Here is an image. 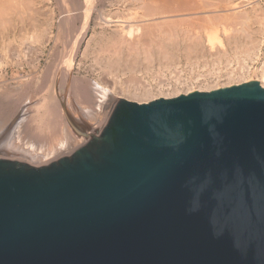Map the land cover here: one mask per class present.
I'll return each mask as SVG.
<instances>
[{"label": "water", "instance_id": "1", "mask_svg": "<svg viewBox=\"0 0 264 264\" xmlns=\"http://www.w3.org/2000/svg\"><path fill=\"white\" fill-rule=\"evenodd\" d=\"M0 264H264V86L119 98L70 156L0 157Z\"/></svg>", "mask_w": 264, "mask_h": 264}, {"label": "rangeland", "instance_id": "2", "mask_svg": "<svg viewBox=\"0 0 264 264\" xmlns=\"http://www.w3.org/2000/svg\"><path fill=\"white\" fill-rule=\"evenodd\" d=\"M51 1V2H50ZM60 1V2H59ZM62 0H45V2L43 3V5L45 4V6H42V8L41 7H39V8H41L42 9V12H40L41 11V9H39V11H38V9L37 10H32V14H29L28 16H27V14L26 15H24V17L25 18H22L21 17V15H19V14H17V16L19 15L21 18H20V20H17L19 17H16V19H15V15L14 16H12L13 17V19H11V21H12V24H11V21L9 22V25H7L8 27L7 28H5L4 30H1L0 29V61H1V63H0V84L2 85H0L1 87H0V90H2V88H3V90L5 89H8L9 88V90H10V86H12L14 83H13V78H15V76L16 75H18V76H21V78L22 79H26L25 81H26V83H28V86H26L27 87V89H26V87H25V91L26 92H24V93H26V94H24L25 96L26 95H28V96H26V97H28V99L31 101V106H33V105H35V106H37L38 104H39V102L41 101V99L42 98H44V97H47V98H49V99H51L52 97H55L54 95H58V96H61L63 99H64V101H65V105H66V107H67V110H68V112H69V114L72 116V117H74L75 119H77V121L79 122V123H77L76 125H82L81 123H80V121L81 122H83V123H85V124H87V127H84L85 128V130H89V128H90V130H92L91 129V127L92 128H94L95 127V129L96 128H101L106 122V120H107V118H108V116H109V114H110V112L112 111V109H113V107H114V105H115V103L117 102V100L119 99V98H126V96L127 97H129V98H131L132 100H134V101H137V102H146V101H149V100H151V99H154V98H157V97H171V96H175V95H177V94H179V93H185L186 91H188V90H211V89H214L215 87H221V86H227V85H230L231 83L232 84H235V83H241V82H245V81H249V80H255V78H257V76H255L256 75V73H257V71H259L260 70V68H264V28H261V29H263V30H261V32L259 33H257L258 35H257V37H258V39H260L259 41H258V43H257V50H256V53H253V55L251 54L250 56H249V58H248V56L247 57H245V56H242V55H239V53H236V55L234 54V53H231V51L230 50H228L229 52H228V54L229 55H231V56H229L230 58H229V60H228V58L227 59H224L225 60V62L223 63V59H221L220 61H217L218 59H216L214 56V54H215V52L216 51H214V54L213 55H211L212 54V47H211V50L209 49V47L208 46H206L205 44H207V41L205 40V34H206V30L207 29H210L209 27H211V28H213L214 26V28H218L217 30H219V32H221L220 30V26L221 25H225L224 23H221L220 24V20L221 21H223L224 19L226 20V17H222V19H216V16H213V15H217V17L219 18V17H221V16H223L222 15V13L221 14H217V13H213L214 11H217V10H219V6H217V5H220V7L221 6H223L224 4H221V3H225V1L226 0H224V1H222L221 3H220V0H217V1H219V3L217 2H215L216 3V10H214V11H212L213 10V6L212 7H208L207 9H206V7H204V10H203V7H200V8H195L194 10H192V11H189L188 12V10H187V12H188V14H189V16L191 17V18H189L188 16H186L185 18L186 19H184V20H178V19H180V18H174V20H177L178 22H176L177 24H178V27L179 26H181L182 28H184L185 30H183V29H181V27H179V29H181L182 30V32L180 33L179 32V34H181V37H182V35L183 36H187V39H186V37H180L181 38V40H184V41H182V44L184 43V44H187V43H189V42H191V40H193V39H190V38H192L193 37V35L194 36H197V37H194V39H199V40H201L202 39V36H203V40H201V44L202 45H204L205 47H207V48H204V50L202 49V51L200 52H197L196 54L195 53H192L191 55H185V53H184V49L182 50L183 51V53L184 54H180L179 55V52L180 53H182L180 50L181 49H179L178 51H176V54L174 55V57H175V59L177 60H174V61H172V62H174V63H172V62H170V63H168V64H166V66L164 65V61L166 60V59H163V60H160V61H163L162 62V65H161V63H160V61L158 60V56H157V53H154V55L152 56L153 58H152V60L150 59V61H149V64H151V66H147L148 68H150V69H148L147 67H146V65H139L141 68L140 69H137V71L135 70V72L134 73H136L137 72V74L135 75V74H133V76H136V77H133L130 73L128 74V72L127 73H123V72H125L124 70L122 71V69L120 70V69H118V70H112V71H109L108 70V67L106 68L105 67V65L103 64V62L102 61H100V59H98V58H95V55H93V53L91 52V49L92 48H90V47H86L87 46V40L91 37V36H96V33L95 32H97V38L98 37H102V36H106L107 34H108V32H109V34L111 33V26H108V27H105V26H101V28L102 29H100V26H97V25H99V24H97L96 22H97V16H98V14H97V12L98 13H100L101 12V10L102 11H105V8H106V10H108V9H110V8H112V12L114 11V10H118L117 12H115L117 15H120V17L119 18H121V17H123V18H128V16L130 15L129 14V12H130V10H131V8L132 7H126L125 5H126V3L125 4H123V2H120V3H118V5H116V4H114V5H112V4H110V2H108V1H110V0H103V2H102V0H96V1H94L93 3H92V10L94 9V12H92V10H91V13H90V15H89V17H88V27H86V29H88V30H84V28H82L83 26H84V21L83 20H79V19H82V16H80V15H78L79 13H80V11H83V10H85V6L82 4V1L83 0H78V3H74L75 2V0L73 1V0H66L65 2H66V5H65V3L64 2H61ZM64 1V0H63ZM68 1V2H67ZM100 1L102 2V6H101V4H100ZM118 1V0H117ZM235 1V0H234ZM238 1H240V0H238ZM243 1V0H242ZM245 1V0H244ZM244 1H243V3H244ZM249 2H247V0L245 1L246 3H247V5L246 4H244V5H242V6H244L243 8H242V6H240V4H239V10H246L247 9V11L248 10H251L253 7H255V5H257V3L259 4L258 5V7H260V5H261V7L258 9L257 8V6L255 7L257 10H262L263 9V12H264V0H248ZM252 1V2H251ZM97 2H99V3H97ZM125 2V1H124ZM46 3H48V6H47V4ZM57 3L58 4H63V5H65L69 10H70V13H71V11H73L74 10V12L73 13H71V14H74V15H78L77 17H78V20H76V16H74V17H72L71 18V22L70 23H67V25L65 24V26L67 27H65V30L66 31H64L63 32V29L64 28H62V26L64 25V24H62L63 22H61V23H56L57 21H60V15H61V11H62V9H61V6L60 5H57ZM240 3V2H239ZM76 4V5H75ZM79 4V5H78ZM96 4V5H95ZM98 4V5H97ZM123 4V5H122ZM242 4V3H241ZM250 4H253L254 6H251L250 5V8L251 9H249V5ZM105 5V6H104ZM47 6V8H48V11L50 12H52L51 14L53 15V16H51V14L50 13H48V11H46L47 10V8H45ZM60 6V7H59ZM78 6V7H77ZM96 7V9H95V7ZM114 6V7H113ZM117 6V7H116ZM122 6H124V7H122ZM130 6V5H129ZM44 7V8H43ZM53 7V8H52ZM100 7V8H99ZM110 7V8H109ZM122 7V8H121ZM246 7V8H245ZM60 8V9H59ZM77 8V9H76ZM97 8H98V10L100 11H97ZM104 8V9H103ZM113 8H114V10H113ZM212 8V9H211ZM35 9V8H34ZM101 9V10H100ZM191 9V8H190ZM189 9V10H190ZM193 9V8H192ZM197 9V10H196ZM211 9V10H210ZM44 10V11H43ZM80 10V11H79ZM96 10V11H95ZM120 10H123V11H120ZM125 10V11H124ZM208 10H210V11H212V15H211V12L210 11H208L209 12V14L210 15H206V17H205V15L204 14H206V12ZM257 10H255V12L257 13ZM36 11V12H35ZM132 11V10H131ZM197 11L199 12V14H201L200 13V11L202 12V14L204 15L203 16V18L202 17H200L201 15H196L195 16V13L197 14ZM204 11V12H203ZM242 11V12H243ZM40 12V13H39ZM79 12V13H78ZM96 12V13H95ZM120 12V14H118ZM207 12V13H208ZM241 12V13H242ZM262 11H260L259 13H257V14H259L258 16H262V17H259L260 18V20H262V19H264L263 17H264V15H260V13H261ZM38 13V14H37ZM42 13V14H41ZM60 13V14H59ZM77 13V14H76ZM114 13V12H113ZM114 13V14H115ZM36 14V15H35ZM48 14H50V15H48ZM96 14V15H95ZM115 14V15H116ZM191 14V15H190ZM194 14V16L195 17H197V19L195 20V19H193L194 18V16H192ZM264 14V13H263ZM34 16V17H32V16ZM40 15V16H39ZM44 15V16H43ZM126 15H128V16H126ZM27 16V17H26ZM43 16V17H42ZM131 16V15H130ZM129 16V17H130ZM215 17V18H213V17ZM43 18V22L41 21L40 22V25L38 24L37 26L35 25V24H37V22H39L40 20H39V18ZM51 17H52V19H51ZM79 17H81V18H79ZM187 17L189 18V19H187ZM193 17V18H192ZM210 17H212L210 20L208 19V18H210ZM26 18H27V20H26ZM31 19V18H33V19H31L30 20V25L29 26H32L31 27V29H29L28 27V24H29V20L28 19ZM35 18V19H34ZM42 18H41V20H42ZM48 18V19H47ZM49 18L51 19V20H49ZM58 18V19H57ZM93 18H96L95 20L93 19ZM262 18V19H261ZM37 19H38V21H37ZM54 19V20H53ZM134 19H137L136 17L134 18ZM190 19H192V20H190ZM13 20H14V23L15 24H13ZM49 20V21H48ZM62 20V19H61ZM73 20V21H72ZM94 20V21H93ZM187 20V21H186ZM191 22V24H190V26L188 25V23H190L189 21ZM207 20H209V21H207ZM217 20V21H216ZM36 21V22H35ZM47 21V22H46ZM51 21H52V25H50V26H48L49 27V29L51 30H47V31H49L50 33H52V34H48V32L47 33H44L43 35H42V39H39V40H37V41H39V43L37 42H35V40H34V38H33V40H32V35H33V33L34 32H36L38 29V31L40 32V31H42V29H44L43 28V26H46V24H45V22L46 23H51ZM263 21L264 20H262V23H259L260 25H261V27H264V23H263ZM18 22V23H17ZM22 22H24L23 23V26H22ZM31 22H35V24L34 25H32L33 23H31ZM73 22V23H72ZM80 22V23H79ZM183 22V23H182ZM187 24H186V23ZM214 22V23H213ZM261 22V21H260ZM54 23H56L55 25H53ZM83 24V26H82V24ZM133 23V22H132ZM185 23V24H184ZM198 23H200V24H198ZM22 26H20V25ZM26 24H27V26H26ZM60 24L62 25L61 27H60ZM72 25V26H69V25ZM74 24H75V26H74ZM77 24H80V25H77ZM93 24L95 25L96 24V26H97V28H96V26L94 27L93 26ZM181 24V25H180ZM217 24V25H216ZM11 25V26H10ZM13 25V26H12ZM57 25V26H56ZM59 25V26H58ZM76 25H77V27H76ZM90 25H91V27H90ZM188 25V26H187ZM201 26V28H200V26ZM220 25V26H219ZM17 26V27H16ZM19 26V27H18ZM26 26V27H25ZM33 26H34V28H37L36 30L35 29H33ZM36 26V27H35ZM38 26H39V28H38ZM52 26V28H50ZM195 26H197L196 28H194ZM213 26V27H212ZM222 26V27H223ZM232 26H235V28L234 27H232ZM255 26V28L257 27V26H259V25H257V24H255L254 25ZM59 27H60V29H59ZM71 29H70V28ZM76 27V28H75ZM80 27V28H79ZM99 27V28H98ZM113 27V26H112ZM194 28V30H193V28ZM232 27V28H231ZM236 27H238L237 25H231L230 26V28H229V31L231 32V31H234L235 29H236ZM12 28V30L10 31V29ZM14 28V29H13ZM26 28V29H25ZM75 28V29H74ZM77 28H78V31H76L77 30ZM94 28V29H93ZM96 28V29H95ZM189 30H188V29ZM258 28V27H257ZM6 29H9V30H6ZM17 29V30H16ZM22 29H24L25 31L22 33ZM29 29V30H28ZM57 29V30H56ZM80 29H82V32H79L80 31ZM100 29V30H99ZM105 29V30H104ZM196 29V30H195ZM198 29V30H197ZM204 29V30H203ZM18 30H20V34L19 33H17L16 34V31L18 32ZM27 30V31H26ZM31 30H33V32L31 31ZM72 30H75V32L76 33H80V34H82V40H81V36L80 35H78L77 34V36H76V34H74L75 32L74 31H72ZM95 30V31H94ZM104 30V31H103ZM180 30V31H181ZM4 31H8V35L4 32ZM12 31H13V33H12ZM71 31V32H70ZM98 31H99V33H98ZM103 31V32H102ZM187 32V34H189V35H187L186 34V32ZM196 33H195V32ZM262 31H263V33H262ZM27 32H28V35H27ZM32 32V33H31ZM56 32H58V33H56ZM61 32V33H60ZM68 32H69V34H70V36H68L69 34H68ZM73 32V33H72ZM140 32L142 33V31H141V29H140V31L138 32H135V34H133L134 35V38L135 37H138L136 34H140ZM185 32V33H184ZM11 33V34H10ZM14 33H15V35H14ZM25 33V34H24ZM31 33V34H30ZM65 33V34H64ZM100 33H102V35L100 34ZM4 34H6V35H4ZM19 34V35H18ZM48 34V35H47ZM83 34H85V35H83ZM90 34H92V35H90ZM108 34V35H109ZM138 34V35H139ZM156 34V33H155ZM186 34V35H185ZM191 34H193V35H191ZM201 34V35H200ZM221 34V38H224L223 37V35H222V33H220ZM18 35V36H17ZM22 35H25V36H27L26 38H24V39H21L22 37H24V36H22ZM30 35V36H29ZM48 37L47 38V40H44L45 39V37L46 36ZM54 35V36H53ZM55 35H57V36H55ZM90 36L89 38H87L88 36ZM142 35V34H141ZM140 35V36H141ZM190 35L192 36V37H190ZM261 35V36H260ZM263 35V36H262ZM20 36H22V37H20ZM50 36V37H49ZM67 36V37H66ZM75 36V37H74ZM13 37V38H12ZM29 37H31V40H29L30 38ZM56 37V38H55ZM60 37V38H59ZM68 37H69V39H68ZM73 37H74V40H75V38L76 37H78L79 38V43L80 44H78V42H76L75 44H78L77 46H78V48H77V51L74 49L75 48V46H72L71 44H72V42H74V40H73ZM133 36L131 35V37H127V39L128 40H132L133 38H132ZM151 37H153V36H151ZM154 37H156V36H154ZM3 38V39H2ZM7 38V39H6ZM11 38V39H10ZM50 38V39H49ZM61 38L62 39H64V40H62V43H64L63 44V46L61 47ZM67 40H66V39ZM130 38H132V39H130ZM58 39V40H57ZM70 39H71V41H70ZM137 39V38H136ZM188 39L190 40V41H188ZM19 40V41H18ZM21 40H23V41H21ZM135 40V39H134ZM186 40H187V42H186ZM198 40V42L200 43V41ZM40 41H42V42H40ZM60 41V42H59ZM64 41V42H63ZM82 41V42H81ZM85 41V42H84ZM5 42V43H4ZM65 42H68V43H66V46H65ZM203 42H205V44L203 43ZM11 43V44H10ZM32 43V44H31ZM34 43V44H33ZM198 43V44H199ZM16 44V45H15ZM27 44H29V46L27 45ZM68 44V45H67ZM201 44H199L200 45V47H202L201 46ZM35 45H36V47H35ZM42 45V46H41ZM86 45V46H85ZM260 45V46H259ZM7 46V47H6ZM21 46V47H20ZM27 46V47H26ZM65 46V47H64ZM259 46V47H258ZM65 49H64V48ZM67 47H68V49H67ZM71 47H72V49H74V53H72L71 54V52L70 51H73V50H71ZM85 47H86V49L87 50H85L84 51V49H85ZM216 47V46H215ZM214 47V49L213 50H217V48H215ZM7 48V49H6ZM53 48V49H52ZM63 48V49H62ZM70 48V49H69ZM80 48V49H79ZM82 48V49H81ZM90 48V49H89ZM5 49V50H4ZM201 49H199V50H201ZM208 49V50H207ZM39 50V51H38ZM59 50H62L63 52L64 51H66L65 52V54H64V56L66 57V55H67V57L69 56L67 53H69L70 52V58L72 59L71 61H72V70H73V72H72V74L75 76V82H76V84L75 85H73L74 87H75V89H77V90H75L74 91V87H72L73 89H71L70 87H68V88H66L65 89V85L61 82L62 80H61V78L59 79V76H61L60 74V67H61V65H62V63L67 59V57H66V59L65 58H63L64 56H61L62 54H60V53H62V51H59ZM83 50V52L82 53H80L81 51ZM90 50V52H88ZM206 50V51H205ZM6 51V52H5ZM51 51V52H50ZM55 51H57V52H55ZM42 52V53H41ZM178 52V53H177ZM209 54H208V53ZM18 53V54H17ZM76 53V54H75ZM80 53V54H79ZM207 53V54H206ZM13 54V55H12ZM15 54H16V56H15ZM35 54V55H34ZM53 54V55H52ZM82 54V55H81ZM199 54V55H198ZM200 54L202 55L201 57H199L200 56ZM206 54V55H205ZM238 54V55H237ZM256 54V55H255ZM17 55L20 57V58H18L17 57ZM71 55H73V56H71ZM84 55V56H83ZM181 55H183V56H181ZM193 55H198V56H193ZM203 55H205V56H203ZM236 56V57H234V56ZM185 56H187V57H185ZM238 56H240V57H238ZM5 57V58H4ZM15 57H17V58H15ZM80 59H79V58ZM188 57L190 58V59H188ZM198 58L199 57V59H196V58ZM204 57V58H203ZM214 59H216V60H212L213 58ZM243 57V58H242ZM14 58V59H13ZM69 58V57H68ZM151 58V57H150ZM157 58V59H156ZM236 58V59H235ZM246 58V59H245ZM3 59V60H2ZM19 62H17L16 60ZM59 59V60H58ZM160 59V58H159ZM179 59V60H178ZM5 60V61H4ZM64 60V61H63ZM93 60H95V61H93ZM96 60H97V62H96ZM154 60V61H153ZM156 60V61H155ZM157 60H158V62H157ZM190 60V61H189ZM202 60V61H201ZM51 61H54V62H51ZM100 61V62H99ZM152 61V63H150ZM168 61V60H167ZM207 61V62H206ZM227 61H229V63L227 62ZM232 61V62H231ZM61 62V63H60ZM179 62V63H178ZM215 62V63H214ZM219 62V63H218ZM3 63V64H2ZM51 63V64H50ZM99 65H98V64ZM165 63H167L166 61H165ZM192 63V64H191ZM226 63H228V64H226ZM36 64V65H35ZM158 66H157V65ZM3 65V66H2ZM47 65H49V66H51V67H49L48 68V66ZM104 66V67H103ZM138 66V67H139ZM137 67V68H138ZM146 67V68H145ZM164 67V68H163ZM48 68V70H46ZM104 68V69H103ZM145 68V69H144ZM168 68V69H167ZM170 69V70H169ZM52 70V71H51ZM55 70V71H54ZM138 70H139V72H138ZM144 70V71H143ZM47 71H51V73H48ZM107 71V72H106ZM46 72L48 73L47 74V76H46ZM59 72V73H58ZM113 72V73H112ZM123 74H122V73ZM15 74V75H14ZM117 74V75H116ZM122 74V75H121ZM59 75V76H58ZM132 76L134 79H132L131 77H129L128 78V76ZM238 75H241V76H238ZM114 76V77H113ZM116 76V77H115ZM140 76V77H139ZM105 77V78H104ZM139 77V78H138ZM239 77H241V79H242V77H245L244 78V80L242 81ZM54 78V79H53ZM138 79V81H137V79ZM239 78V80H237ZM130 79V81H128V80ZM132 79V80H131ZM136 79V80H135ZM6 80H9V81H7L6 82ZM43 80V81H42ZM58 80V81H57ZM61 80V81H60ZM112 80V81H111ZM125 80H127V81H125ZM135 80V81H134ZM105 81V82H104ZM124 81V82H123ZM240 81V82H239ZM51 82V83H50ZM57 82V83H56ZM81 82V83H80ZM86 82V83H85ZM102 82V83H101ZM107 82V83H106ZM110 82H112V83H110ZM127 82V83H126ZM130 82V83H129ZM136 82V83H135ZM141 82V83H140ZM91 83V84H90ZM124 83V84H123ZM138 83V84H137ZM140 83V84H139ZM11 84V85H10ZM44 84V85H43ZM53 84H55V85H53ZM79 85V86H82V87H78V86H76V85ZM90 84V85H89ZM122 84V85H121ZM98 85H100L99 87L100 88H98V90H93L94 91V93H93V95H88V93H86L89 89H91V87L92 88H94L95 86L97 87ZM137 85V86H136ZM54 86V87H53ZM58 86V87H57ZM134 88H133V87ZM8 87V88H7ZM49 87V88H48ZM70 88V89H69ZM88 88V90L86 91V90H84V89H87ZM129 88V89H128ZM133 88V89H132ZM146 88V89H145ZM70 91H69V90ZM127 89V90H126ZM135 89H137V91H135ZM2 90V91H3ZM53 90V91H52ZM64 90H68L67 92H65ZM144 90V91H143ZM147 92H146V91ZM55 91V92H54ZM101 91H102V93H101ZM134 92V94L137 96H133V92ZM53 92H54V95H53ZM73 92V93H72ZM89 92V91H88ZM96 92V93H95ZM127 92V93H126ZM131 92V93H130ZM189 92V91H188ZM31 95H30V94ZM64 93V94H63ZM66 93H68V95L66 94ZM70 93V94H69ZM76 93V94H75ZM86 94V96H85V94ZM137 93V94H136ZM149 93V94H148ZM74 96H73V95ZM82 96H81V95ZM95 94V95H94ZM127 94V95H126ZM145 94L147 95V97L145 96ZM53 95V96H52ZM63 95V96H62ZM88 95V96H87ZM99 95H101V96H99ZM104 95V96H103ZM107 95H109V97L107 96ZM142 95H144V96H142ZM8 96V97H7ZM6 97H3V98H1L2 96L0 95V124H2V125H0V131H3L4 130V128L6 129L7 127H9L8 125H9V123L11 122V120L14 118V115L16 114L15 112L19 109L18 107L19 106H21V103H23V99H24V97L23 98H20V100H17V102H18V104H17V102L16 101H14V98L13 97H11L10 96V94L9 95H7ZM75 96H78V98L76 97L75 98ZM131 96V97H130ZM140 96V97H139ZM83 97V98H82ZM139 97V98H138ZM146 97V98H145ZM141 98V99H140ZM144 98V99H143ZM67 99V100H66ZM38 102V103H37ZM9 103V104H8ZM7 104V105H6ZM15 104H16V106H15ZM10 105V106H9ZM18 105V106H17ZM35 106L34 107H30L31 109H35ZM71 106H72V108H71ZM85 106V107H84ZM74 108H76V110L74 109ZM86 109H88V111H90V113L89 112H85V110ZM33 111V110H32ZM15 113V114H14ZM32 114H33V112H32ZM93 115V116H92ZM10 116V117H9ZM27 116V115H26ZM13 117V118H12ZM28 117V116H27ZM30 117V116H29ZM32 117V116H31ZM79 119H80V121H79ZM8 120V121H7ZM21 122H20V121ZM19 121V122H18ZM60 121H61V127L62 126H64L63 125V123L62 122H64L65 121V125H68L67 127H68V131L67 132H64L63 134H65V136H67L68 138H71V141L68 143V146H66L65 148H63V149H61L62 151V155L63 154H65L66 156H70L71 154H72V148H73V146H75L76 145V147L78 146V142H80L78 139V137H76V131H75V126L68 120V118L65 116V119L64 118H62L61 117V119H60ZM16 123L18 122V124L19 125H21V124H24L25 122L24 121H22V117L20 118V119H18L17 121H15ZM22 122H24V123H22ZM16 123H14L13 125H17V127H18V124H16ZM83 126V125H82ZM80 127V128H83V127ZM91 126V127H90ZM94 126V127H93ZM32 127V128H31ZM78 127V126H77ZM89 127V128H88ZM28 129H27V131L30 133V131H31V135L32 136H37V137H46V135H47V133L46 132H42L43 133V135H41L40 134V132H39V134H40V136H39V134H38V132L35 130V129H33L34 128V125H29L28 127H27ZM94 130V129H93ZM32 132H33V134H32ZM36 133H37V135H36ZM87 134L86 135H90L91 133H88V132H86ZM27 134V133H26ZM35 134V135H34ZM61 135V133L60 134H56L55 136H57V137H55V136H49V137H47V141L45 140V143H46V145H45V148H37V149H39V150H33V152H35L36 154H41L42 152H45V153H47V155L46 156H51V155H53L54 156V154H59L58 153V151H59V149H55L54 148V146L56 145V142H58V139L60 140L62 137L60 136ZM82 135H84L83 133H82ZM48 136V135H47ZM60 137V138H59ZM41 139V138H40ZM44 139V138H43ZM51 139V140H50ZM57 139V140H56ZM77 140V143L75 142ZM35 144H36V142H35ZM39 145V144H38ZM21 146V145H20ZM20 146H18V148H21ZM21 150H24L23 148H21ZM66 150V151H65ZM32 151V150H31ZM29 153H31L30 151H28ZM38 152V153H37ZM52 153H54V154H52ZM71 153V154H70ZM56 154V155H57ZM61 154V153H60ZM1 156V155H0ZM28 158V157H27ZM29 160V159H28ZM50 163V162H49ZM49 163H47L46 162V164H44V165H47V164H49ZM37 164V163H36ZM34 165V164H33ZM35 166H37V165H35Z\"/></svg>", "mask_w": 264, "mask_h": 264}, {"label": "bare ground", "instance_id": "3", "mask_svg": "<svg viewBox=\"0 0 264 264\" xmlns=\"http://www.w3.org/2000/svg\"><path fill=\"white\" fill-rule=\"evenodd\" d=\"M66 0H62L61 2H64L65 3V5H66V2H65ZM69 1V0H68ZM67 1V2H68ZM74 1V0H73ZM94 1H96V0H94ZM93 0H83L82 1V4L85 6V10H83V11H80V13L78 14V15H80V16H82V19H79V20H83L84 21V26H83V24H82V28H84V30H88V29H86V27H88L87 25H88V17H89V15H90V13H91V10H92V3L94 2ZM125 1V2H124ZM217 1V0H216ZM215 0H110V1H108V2H110V4H112V5H114V4H116V5H118V3H120V2H123V4H125L126 3V7L128 6V7H132L131 8V10H130V12H129V14L131 15H126V16H128V18H123V17H121V18H119L120 17V15H117L115 12H117L118 10H114V8H113V12L116 14H114L113 12H112V8H110V9H108V10H106V8H105V11H102L101 9V12L98 10V8H97V11H99L100 13H98L97 12V14H98V16L96 17L97 18V24H99V25H97V26H105V27H108V26H111V33L109 34V32H108V34L105 36H102V37H96L97 36V32H95L96 33V36H88L87 38H89L88 40H87V46L86 47H90V48H92L91 49V52L93 53V55H95V58H98V59H100V61H102L103 62V64L105 65V67L107 68L108 67V70L109 71H112V70H118V69H122V71L124 70L125 72H123V73H127L128 72V74L130 73L132 76H133V74H137V72L136 73H134L135 72V70L137 71V69H140L141 67L139 66V65H146V67L149 65V66H151V64H149V61H150V59L152 60V56L154 55V53H157V56H158V60L160 61V60H163V59H166L165 61L167 62V63H165V61H164V65L166 66V64H168V63H170V62H172V61H174V60H176L175 59V57H174V55L176 54V51H178L179 49H181L180 51L182 52V53H180L179 52V55L180 54H184L185 53V55H191L192 53H197V52H201L202 51V49L204 50V48H207V47H205L204 45H202L201 43V40H203V36H202V39L201 40H199V39H194V37H197V36H194L193 34H191V35H193V37L190 35V37H192V38H190V39H193V40H191V42H189V43H187V44H182V41H184V40H181V38L183 37H186V39H187V36H183L182 35V37H181V34H179V32L181 33L182 32V30L181 29H183V30H185L184 28H182L181 26H179V27H181V29H179V27H178V24L176 23V22H178L177 20H174V18H180V19H178V20H184V19H186L185 17L186 16H188L189 18H191L190 16H189V14H188V12L189 11H192V10H194L195 8H200V7H203V10H204V7H206V9L208 8V7H212L213 8V10L212 11H214V10H216L215 8L217 7V6H219V10H217V11H214L213 13H217V14H221L222 13V15L223 16H221V17H217V15H213V16H216V19L218 20H220V19H222V17H226V20L224 19L223 21H221L220 20V24L221 23H224L225 25L223 26V25H219L221 28V32H219V30H217L216 28H214L213 26V28H211V27H209L210 29H207L206 30V34H205V40L207 41V44H205V42H203L206 46H208L209 47V49L211 50V47L214 49V47L215 48H217V50H213L212 49V54L211 55H213L214 54V51H216L215 52V58L216 59H218L217 61H220L221 59H227L228 58V60H229V56H231V55H229L228 54V50H230L231 51V53H234L235 55H236V53H239V55H242V56H245V57H247L248 55L250 56L251 54L253 55V53H256V50L258 49L257 48V43H258V41L260 40V39H258V37H257V33L259 32H261V30H263V29H261V28H264V27H261V25L259 24V23H262V20H264V19H262V20H260V18L259 17H262V16H258L259 14H257V13H259L260 11H262L261 13H260V15H264L263 13V9L262 10H257L255 7L257 6V8L259 9L260 7H261V5H260V7H258V3H257V5H255V7H251L250 8V5L251 6H254L253 4H248L249 5V9H251V10H248L247 11V9L246 10H239V7L240 6H242V5H244V4H246L247 5V3L244 1V3H243V1L242 0H240V1H238V0H226L225 1V3H221L222 1H224V0H220V3L221 4H224L223 6H221L220 7V5H217L216 6V3L218 2L219 3V1H217L216 2ZM255 1V0H254ZM259 1V0H258ZM45 2V0H0V29L1 30H4L5 28H7L8 26L7 25H9V22L11 21V19H13V17L12 16H14L15 17V19H16V17H19L17 20H20V18L22 17V18H25L24 17V15H26L27 14V16L29 15V14H32V10L34 11V10H37L39 7H41L42 8V6H45V4L43 5V3ZM51 2V1H50ZM60 2V1H59ZM102 2H103V0H102ZM102 2L100 1V4H101V6L103 5L102 4ZM216 2V3H215ZM240 2V3H239ZM247 2H249L248 0H247ZM252 2V1H251ZM74 3H78V0H75V2ZM97 3H99V2H97ZM242 3V4H241ZM47 4V6H48V3H46ZM122 4V5H123ZM239 4H240V6H239ZM57 5H60L61 6V9H62V11L60 12L61 13V15H60V18L62 19H60V21H57L56 23H61V22H63L62 24H64L63 26L60 24V27L62 26V28H64L63 29V32L64 31H66L65 30V24L67 25V23H70L71 21V18L72 17H74V16H78V15H74V14H71V13H73L74 12V10L73 11H71V13H70V10L65 6V5H63V4H58L57 3ZM76 5V4H75ZM79 5V4H78ZM96 5V4H95ZM98 5V4H97ZM130 5V6H129ZM47 6L45 7V8H47ZM59 6V7H60ZM105 6V5H104ZM216 6V7H215ZM49 7V6H48ZM78 7V6H77ZM95 7V6H94ZM114 7V6H113ZM117 7V6H116ZM122 7H124V6H122ZM121 7V8H122ZM244 6H242V8H243ZM35 8V9H34ZM41 8H39V9H41ZM44 8V7H43ZM53 8V7H52ZM100 8V7H99ZM191 8V9H190ZM193 8V9H192ZM211 8V9H212ZM246 8V7H245ZM262 8V7H261ZM39 9H38V11H39ZM60 9V8H59ZM77 9V8H76ZM95 9H96V7H95ZM104 9V8H103ZM190 9V10H189ZM196 9V10H197ZM210 9V10H211ZM187 10H188V12H187ZM210 10H208V11H210ZM255 10H257V13L255 12ZM44 11V10H43ZM46 11H48V8H47V10ZM96 11V10H95ZM120 11H123V10H120ZM125 11V10H124ZM195 11V10H194ZM207 11V10H206ZM207 11V12H208ZM212 11H210L211 12V15L213 14L212 13ZM243 11V12H242ZM36 12V11H35ZM40 12H42V9H41V11ZM39 12V13H40ZM92 12H94V9L92 10ZM204 12V11H203ZM206 12V14H204L205 15V17H206V15L208 14V15H210L209 14V12L207 13ZM242 12V13H241ZM29 13V14H28ZM43 13V12H42ZM41 13V14H42ZM48 13H52L51 11L49 12L48 11ZM59 13V14H60ZM96 13V12H95ZM200 13L201 14H199V12L197 11V14L195 13V16L196 15H201L200 17H202L203 18V14H202V12L200 11ZM17 14H19V15H21V17L18 15L17 16ZM34 14V13H33ZM32 14V15H33ZM38 14V13H37ZM50 14H48V15H50ZM77 14V13H76ZM118 14H120V12L118 13ZM31 15V16H32ZM36 15V14H35ZM74 15V16H73ZM96 15V14H95ZM191 15V14H190ZM26 16V17H27ZM40 16V15H39ZM44 16V15H43ZM42 16V17H43ZM51 16H53L52 14H51ZM192 16H194V14L192 15ZM194 16V18L193 19H197V17H195ZM212 16V17H213ZM32 17H34V16H32ZM41 17V18H42ZM137 18V19H134V18ZM187 17V19H189ZM204 17V18H205ZM212 17H210V18H208L209 20L212 18ZM39 18V17H38ZM41 18H39V22H37V24H35V22H31V23H33L32 25H40V22L42 21L43 22V18H42V20H41ZM79 18H81V17H79ZM96 18H93L94 20L96 19ZM203 18V19H204ZM213 18H215V17H213ZM212 18V19H213ZM264 18V17H263ZM31 19H33V18H31ZM30 18L28 19L29 20V24H28V26L30 25V20H31ZM35 19V18H34ZM48 19V18H47ZM51 19H52V17H51ZM50 18H49V20H51ZM58 19V18H57ZM211 19V20H212ZM26 20H27V18H26ZM48 20V21H49ZM54 20V19H53ZM76 20H78V17L76 18ZM93 20V21H94ZM190 20H192V19H190ZM209 20H207V21H209ZM214 20V19H213ZM216 20V21H217ZM37 21H38V19H37ZM73 21V20H72ZM187 21V20H186ZM189 21V20H188ZM193 21V20H192ZM191 21V22H192ZM261 21V22H260ZM47 22V21H46ZM45 22V24H46V26H43V28L44 29H42V31H36V32H34L33 33V35H32V40H33V38H34V40H35V42L37 43H39V41H37V40H39V39H42L41 37H42V35L44 34V33H47L48 32V34L50 33L49 31H47L48 29H49V27L48 26H50V25H52V21H51V23H46ZM133 22V23H132ZM190 22V21H189ZM191 22L190 23H188V25L190 26V24H191ZM18 23V22H17ZM23 23L24 22H22V26H23ZM56 23H54L53 25H55ZM73 23V22H72ZM80 23V22H79ZM183 23V22H182ZM186 23V22H185ZM184 23V24H185ZM214 23V22H213ZM263 23H264V21H263ZM11 24H12V21H11ZM13 24H15L14 23V20H13ZM50 24V25H49ZM187 24V23H186ZM198 24H200V23H198ZM255 24H257V25H259V26H257L256 28H255ZM20 25V24H19ZM69 25V24H68ZM73 25V24H72ZM72 25H69V26H72ZM77 25H80V24H77ZM77 25H76V27H77ZM181 25V24H180ZM187 25V26H188ZM217 25V24H216ZM231 25H237L238 27H236V29L234 30V31H229V28H230V26ZM11 26V25H10ZM13 26V25H12ZM21 26V25H20ZM21 26V27H22ZM26 26H27V24H26ZM25 26V27H26ZM35 26V27H36ZM41 26V25H40ZM57 26V25H56ZM59 26V25H58ZM74 26H75V24H74ZM93 26L95 27L96 26V24L94 25L93 24ZM97 26H96V28H97ZM101 26H100V29H102L101 28ZM113 26V27H112ZM200 26V25H199ZM223 26V27H222ZM17 27V26H16ZM19 27V26H18ZM24 27V26H23ZM31 27L32 26H29L28 28L29 29H31ZM60 27H59V29H60ZM75 27V28H76ZM90 27H91V25H90ZM194 27V26H193ZM192 27V28H193ZM197 26H195L194 28H196ZM232 27H234L235 28V26H232ZM231 27V28H232ZM38 28H39V26H38ZM50 28H52V26L50 27ZM67 28V27H66ZM70 28V27H69ZM74 28V29H75ZM80 28V27H79ZM95 28V29H96ZM99 28V27H98ZM194 28H193V30H194ZM198 28V27H197ZM200 28H201V26H200ZM230 28V29H231ZM14 29V28H13ZM26 29V28H25ZM28 29V30H29ZM33 29H37V28H34V26H33ZM71 29V28H70ZM94 29V28H93ZM99 29V30H100ZM140 29H141V31H142V33L140 32V34L138 35V34H136L138 37H135L134 38V35L133 34H135V32H139L140 31ZM188 29V28H187ZM6 30H9V29H6ZM12 30V28L10 29V31ZM17 30V29H16ZM23 31H22V33L25 31L24 29H22ZM50 30V29H49ZM57 30V29H56ZM105 30V29H104ZM103 30V31H104ZM181 30V31H180ZM189 30V29H188ZM196 30V29H195ZM198 30V29H197ZM204 30V29H203ZM27 31V30H26ZM32 32H33V30H31ZM51 31V30H50ZM68 31V30H67ZM72 31H74L75 32V30H72ZM76 31H78V28H77V30ZM95 31V30H94ZM102 31V32H103ZM1 32V31H0ZM5 33L7 32L8 33V31H4ZM31 32V33H32ZM44 32V33H43ZM71 32V31H70ZM79 32H82V29H80V31ZM186 32V31H185ZM184 32V33H185ZM195 32V31H194ZM6 33V34H7ZM12 33H13V31H12ZM17 33H19L20 34V30H18V32L16 31V34ZM30 33V34H31ZM56 33H58V32H56ZM61 33V32H60ZM73 33V32H72ZM98 33H99V31H98ZM156 33V34H155ZM196 33V32H195ZM220 33H222V35H223V37L224 38H221V34ZM262 33H263V31H262ZM6 34H4V35H6ZM11 34V33H10ZM18 34V35H19ZM25 34V33H24ZM47 34V35H48ZM50 34H52V33H50ZM49 34V35H50ZM59 34V33H58ZM65 34V33H64ZM68 34H69V32H68ZM71 34V33H70ZM70 34L68 35V36H70ZM74 34H76V36H77V34L78 33H74ZM101 35H102V33H100ZM142 34V35H141ZM186 34H187V32H186ZM185 34V35H186ZM8 35V34H7ZM14 35H15V33H14ZM17 35V36H18ZM27 35H28V32H27ZM78 35H80L81 36V40H82V34H78ZM83 35H85V34H83ZM90 35H92V34H90ZM131 35L133 36L132 38H130V39H132L131 41L130 40H128L127 39V37L129 38V37H131ZM141 35V36H140ZM187 35H189V34H187ZM201 35V34H200ZM1 36V35H0ZM22 36H24V37H22ZM22 36H20V37H22L21 39H24V38H26L27 36H25V35H22ZM30 36V35H29ZM46 36V35H45ZM54 36V35H53ZM55 36H57V35H55ZM86 36V35H85ZM151 36H153V37H151ZM154 36H156V37H154ZM261 36V35H260ZM263 36V35H262ZM50 37V36H49ZM58 37V36H57ZM67 37V36H66ZM71 37V36H70ZM75 37V36H74ZM74 37H73V40H74ZM181 37V38H180ZM13 38V37H12ZM30 39L29 40H31V37H29ZM47 36L45 37V39L44 40H47ZM56 38V37H55ZM60 38V37H59ZM137 38V39H136ZM182 38V39H183ZM3 39V38H2ZM7 39V38H6ZM11 39V38H10ZM50 39V38H49ZM66 39V38H65ZM68 39H69V37H68ZM135 39V40H134ZM25 40V39H24ZM31 40V41H32ZM58 40V39H57ZM62 40H64V39H62L61 38V47L63 46V44L64 43H62ZM67 40V39H66ZM198 40L200 41V43L198 42ZM258 40V41H257ZM19 41V40H18ZM21 41H23V40H21ZM70 41H71V39H70ZM188 41H190L189 39H188ZM40 42H42V41H40ZM60 42V41H59ZM64 42V41H63ZM76 42H78V44H80L79 43V38L78 37H76L75 38V40H74V42H72V46H75V50L77 51V48H78V44H75ZM82 42V41H81ZM85 42V41H84ZM186 42H187V40H186ZM5 43V42H4ZM66 43H68V42H65V46H66ZM201 44V46L202 47H200V45L199 44ZM11 44V43H10ZM32 44V43H31ZM34 44V43H33ZM69 44V43H68ZM67 44V45H68ZM16 45V44H15ZM28 46H29V44H27ZM78 45V46H77ZM42 46V45H41ZM64 46V47H65ZM260 46V45H259ZM258 46V47H259ZM7 47V46H6ZM21 47V46H20ZM27 47V46H26ZM35 47H36V45H35ZM63 47V48H64ZM86 47H85V49H84V51L85 50H87L86 49ZM62 48V49H63ZM89 48V49H90ZM202 48V49H201ZM1 49V48H0ZM7 49V48H6ZM53 49V48H52ZM65 49V48H64ZM67 49H68V47H67ZM70 49V48H69ZM74 49H72V47H71V50H73V51H70L71 52V54L72 53H74ZM80 49V48H79ZM82 49V48H81ZM184 49V50H183ZM199 49H201V50H199ZM5 50V49H4ZM184 51V53H183V51ZM208 50V49H207ZM39 51V50H38ZM59 51H62V50H59ZM67 51V50H66ZM66 51H62V53H60V54H62L61 56H64V54H65V52ZM206 51V50H205ZM6 52V51H5ZM51 52V51H50ZM55 52H57V51H55ZM70 52L69 53H67L69 56V58L67 57V55H66V57H67V59H66V57L64 56L63 58H65L66 60L62 63V65H61V67H60V75L61 76H59V79L61 78V82L66 86L65 87V89L66 88H68V87H70L71 89H73L72 87H74L73 85H75L76 84V82H75V76L72 74V72H73V68H72V59L70 58ZM83 52V50L80 52V53H82ZM88 52H90V50L88 51ZM42 53V52H41ZM64 53V54H63ZM79 53V54H80ZM178 53V52H177ZM208 53V52H207ZM206 53V54H207ZM18 54V53H17ZM76 54V53H75ZM205 54V55H206ZM209 54V53H208ZM13 55V54H12ZM35 55V54H34ZM53 55V54H52ZM82 55V54H81ZM199 55V54H198ZM198 55H193V56H198ZM205 55H203V56H205ZM229 55V56H228ZM238 55V54H237ZM256 55V54H255ZM15 56H16V54H15ZM71 56H73V55H71ZM84 56V55H83ZM181 56H183V55H181ZM202 55L200 54V56L199 57H201ZM234 56V55H233ZM249 56H248V58H249ZM17 57L18 58H20L18 55H17ZM17 57H15V58H17ZM151 57V58H150ZM185 57H187V56H185ZM199 57L198 58H196V59H199ZM234 57H236V56H234ZM238 57H240V56H238ZM5 58V57H4ZM79 58V57H78ZM81 58V57H80ZM79 58V59H80ZM160 58V59H159ZM204 58V57H203ZM213 58V57H212ZM241 58V57H240ZM243 58V57H242ZM14 59V58H13ZM154 59V58H153ZM157 59V58H156ZM188 59H190L189 57H188ZM216 59H212V60H216ZM236 59V58H235ZM246 59V58H245ZM1 60V59H0ZM3 60V59H2ZM16 60V59H15ZM59 60V59H58ZM158 60H157V62H158ZM168 60V61H167ZM179 60V59H178ZM5 61V60H4ZM17 61V60H16ZM93 61H95V60H93ZM99 61V62H100ZM154 61V60H153ZM156 61V60H155ZM163 61H160V63H161V65H162V62ZM177 61V60H176ZM190 61V60H189ZM202 61V60H201ZM18 62V61H17ZM51 62H54V61H51ZM96 62H97V60H96ZM175 62V61H174ZM174 62H172V63H174ZM207 62V61H206ZM225 62V60L223 61V63ZM228 63H229V61H227ZM232 62V61H231ZM0 63H1V61H0ZM19 63V62H18ZM61 63V62H60ZM150 63H152V61L150 62ZM179 63V62H178ZM215 63V62H214ZM219 63V62H218ZM228 63H226V64H228ZM3 64V63H2ZM51 64V63H50ZM98 64V63H97ZM192 64V63H191ZM36 65V64H35ZM99 65V64H98ZM157 65V64H156ZM3 66V65H2ZM48 66V68L49 67H51V66H49V65H47ZM139 66V67H138ZM158 66V65H157ZM104 67V66H103ZM138 67V68H137ZM145 67V68H146ZM48 68L46 69V70H48ZM144 68V69H145ZM148 68V67H147ZM164 68V67H163ZM104 69V68H103ZM148 69H150V68H148ZM168 69V68H167ZM170 70V69H169ZM52 71V70H51ZM51 71H47L48 73H51ZM55 71V70H54ZM144 71V70H143ZM46 72V76H47V73ZM107 72V71H106ZM138 72H139V70H138ZM59 73V72H58ZM113 73V72H112ZM122 73V72H121ZM122 73V74H123ZM121 74V75H122ZM15 75V74H14ZM117 75V74H116ZM128 76V78L129 77H131L132 79H134L133 77H136V76ZM238 76H241V75H238ZM255 76H257V78H255V80H258L259 81V83L262 85V86H264V68H260V70L259 71H257V73H256V75ZM48 77V76H47ZM114 77V76H113ZM116 77V76H115ZM140 77V76H139ZM138 77V78H139ZM105 78V77H104ZM240 79H241V77H239ZM239 78L237 79V80H239ZM244 78L245 77H242V81L244 80ZM54 79V78H53ZM131 79V80H132ZM137 79V78H136ZM135 79V80H136ZM26 80V79H25ZM24 79H22L21 78V76H18V75H16L15 76V78H13V85L12 86H10V90H9V88L8 89H4L3 90V88H2V90H0V95L2 96L1 98H3V97H6L7 95H9L10 94V96L11 97H13L14 98V101H16L17 102V100H20V98H23L24 97V99L22 100L23 101V103H21V106H19L18 108V110L14 113L15 115H14V118L11 120V122L9 123V127H7L6 129L4 128V130L3 131H0V157L1 158H6V159H12V160H18V161H22V162H25V163H27V164H29L30 166H35V165H37V166H43L44 164H46V162L47 163H49V162H52V161H55V160H57L58 158H60V157H62V156H66L65 154H63L62 155V150L61 149H63V148H65L66 146H68V143L71 141V138H68L67 136H65V134H63L64 132H67L68 131V125H65V121L64 122H62L63 123V125L64 126H62L61 127V121H60V119H61V117L62 118H64L65 119V116L68 118V120L75 126V128L76 129H79L82 125V127H83V129H84V132H83V134L84 135H82V134H77L76 133V137H78L79 139V141L80 142H78L79 144H78V146L76 147V145L75 146H73V148H72V152L73 151H75L76 149H78L79 147H81L82 145H85L86 143H88L89 142V140H91L94 136H95V134H96V132H97V130H98V128H96L95 129V127L94 128H92L91 126V129L92 130H90V128H89V130H85V128L84 127H87V124H85V123H83V122H81L80 121V119H79V121H80V123L82 124V125H76L77 123H79L78 121H77V119H75L74 117H72L70 114H69V112H68V110H67V107H66V105H65V101H64V99L61 97V96H58V95H54V92H53V95L55 96V97H52L51 99H49V98H47V97H44V98H42L41 99V101L39 102V104L37 105V106H35V105H33V106H31V101L28 99V97H26V96H28V95H24V94H26V93H24V92H26L25 91V87L26 86H28V83H26V81H25ZM128 80V79H127ZM127 80H125V81H127ZM134 80V81H135ZM7 81H9V80H6V82ZM43 81V80H42ZM58 81V80H57ZM112 81V80H111ZM128 81H130V79L128 80ZM127 81V82H128ZM137 81H138V79H137ZM105 82V81H104ZM124 82V81H123ZM126 82V83H127ZM240 82V81H239ZM51 83V82H50ZM57 83V82H56ZM81 83V82H80ZM86 83V82H85ZM102 83V82H101ZM107 83V82H106ZM110 83H112V82H110ZM130 83V82H129ZM136 83V82H135ZM141 83V82H140ZM139 83V84H140ZM2 84V83H1ZM0 84V85H1ZM91 84V83H90ZM89 84V85H90ZM124 84V83H123ZM138 84V83H137ZM232 84V83H231ZM11 85V84H10ZM44 85V84H43ZM53 85H55V84H53ZM80 85V84H79ZM78 84L76 85V86H78V87H82V86H79ZM122 85V84H121ZM2 86V85H1ZM0 86V87H1ZM56 86V85H55ZM100 85H98L97 87L95 86L94 88H92L91 87V89H89L88 90V88L87 89H84V90H88L86 93H88V95L90 96V95H93V93H94V91L93 90H98V88H100L99 87ZM137 86V85H136ZM54 87V86H53ZM58 87V86H57ZM133 87V86H132ZM49 88V87H48ZM69 88V89H70ZM102 88V87H101ZM134 88V87H133ZM132 88V89H133ZM215 88H217V87H215ZM26 89H27V87H26ZM68 89V90H69ZM129 89V88H128ZM146 89V88H145ZM67 90V91H68ZM75 90H77V89H75V87H74V91ZM127 90V89H126ZM53 91V90H52ZM65 92H67L66 90H64ZM70 91V90H69ZM135 91H137V89H135ZM144 91V90H143ZM146 91V90H145ZM148 91V90H147ZM146 91V92H147ZM189 92L190 91H193V90H188ZM188 91H186V92H188ZM133 92V91H132ZM185 92V93H186ZM73 93V92H72ZM96 93V92H95ZM101 93H102V91H101ZM127 93V92H126ZM131 93V92H130ZM30 94V93H29ZM64 94V93H63ZM67 95H68V93H66ZM70 94V93H69ZM76 94V93H75ZM85 94V93H84ZM137 94V93H136ZM149 94V93H148ZM31 95V94H30ZM52 95V96H53ZM73 95V94H72ZM81 95V94H80ZM87 95V96H88ZM95 95V94H94ZM127 95V94H126ZM135 94H134V92H133V96H134ZM63 96V95H62ZM74 96V95H73ZM82 96V95H81ZM85 96H86V94H85ZM99 96H101V95H99ZM104 96V95H103ZM108 97H109V95H107ZM128 96V95H127ZM126 96V99H128V100H132L131 98H129V97H127ZM136 96V95H135ZM134 96V97H135ZM142 96H144V95H142ZM145 96L147 97V95L145 94ZM8 97V96H7ZM78 98V96H75V98ZM131 97V96H130ZM137 97V96H136ZM140 97V96H139ZM138 97V98H139ZM145 97V98H146ZM83 98V97H82ZM141 99V98H140ZM144 99V98H143ZM67 100V99H66ZM38 103V102H37ZM9 104V103H8ZM17 104H18V102H17ZM7 105V104H6ZM19 105V104H18ZM17 105V106H18ZM10 106V105H9ZM15 106H16V104H15ZM35 106V109H31L32 107H34ZM31 107V108H30ZM85 107V106H84ZM71 108H72V106H71ZM73 109V108H72ZM75 110H76V108H74ZM33 110V111H32ZM32 112H33V114H32ZM85 112H89L90 113V111H88V109H86L85 110ZM28 117H27V116ZM30 116V117H29ZM32 116V117H31ZM93 116V115H92ZM10 117V116H9ZM22 117V121H24V122H22V123H24V124H21V125H19L18 124V122L20 121H18L17 123L15 122V121H17L18 119H20ZM8 121V120H7ZM21 122V121H20ZM106 122V121H105ZM14 123H16V124H18V127H17V125H13ZM0 125H2V124H0ZM31 126V125H34V128L33 129H35L37 132H38V134H39V132H40V134L41 135H43V133L42 132H46L47 133V135H46V137H37V136H32L30 133H31V131H30V133L27 131V127L28 126ZM78 126V127H77ZM32 128V127H31ZM94 129V130H93ZM42 131V132H41ZM86 132H88V133H91L90 135H86L87 133ZM27 133V134H26ZM61 133V139L59 140L58 139V142H56V145L54 146V148L57 150V149H59V151H58V153L59 154H54V153H52V154H54V156L53 155H51V156H46L47 155V153H45V152H42L40 155L39 154H36L35 152H33V150H36L37 148H45V145H46V143H45V140L47 141V137H49V136H55L56 134L58 135V134H60ZM32 134H33V132H32ZM40 134H39V136H40ZM35 135V134H34ZM36 135H37V133H36ZM55 137H57V136H55ZM44 138V139H43ZM50 138V137H49ZM60 138V137H59ZM51 140V139H50ZM57 140V139H56ZM35 142H36V144H35ZM76 143H77V140L75 141ZM39 144V145H38ZM22 147H21V146ZM18 146H20L21 148H23L24 150H21V148H18ZM46 149V148H45ZM32 150V151H31ZM37 150H39V149H37ZM28 151H30L31 153H29ZM40 151V150H39ZM62 151V152H61ZM66 151V150H65ZM38 153V152H37ZM61 153V154H60ZM71 154V153H70ZM28 157V158H27ZM29 159V160H28ZM37 163V164H36ZM34 164V165H33Z\"/></svg>", "mask_w": 264, "mask_h": 264}]
</instances>
